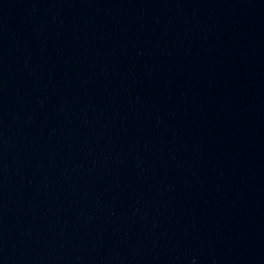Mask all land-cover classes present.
<instances>
[{"label":"water","instance_id":"water-1","mask_svg":"<svg viewBox=\"0 0 264 264\" xmlns=\"http://www.w3.org/2000/svg\"><path fill=\"white\" fill-rule=\"evenodd\" d=\"M0 264H264V0H0Z\"/></svg>","mask_w":264,"mask_h":264}]
</instances>
